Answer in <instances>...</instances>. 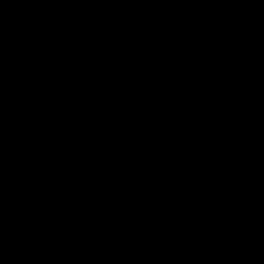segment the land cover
<instances>
[{
    "label": "rangeland",
    "instance_id": "1",
    "mask_svg": "<svg viewBox=\"0 0 264 264\" xmlns=\"http://www.w3.org/2000/svg\"><path fill=\"white\" fill-rule=\"evenodd\" d=\"M207 6L211 10L204 11ZM220 16L226 23L212 25ZM239 21L240 32L235 30ZM0 27V56L22 71L16 109H0V139L13 143L4 150L0 145V189L8 191L3 198L20 204L11 211L0 204V255L20 248L18 238L24 243L13 233V217L26 199L42 206L67 198L89 203L90 187L99 183L98 201L111 200L130 211V200L114 181L43 156L48 146L56 152L60 138L75 134L84 148L91 141L103 146L108 120L120 117L124 103L156 111L173 104L178 114L173 117L189 115L187 89L197 74L210 81L229 76L234 89L246 93L238 101L242 109L225 112L215 127L243 145L231 161V180L242 214L251 215L239 236L222 228L203 236L200 259L264 264V0H0ZM172 28L180 35L166 44L163 35ZM228 33L227 41L216 39ZM233 35L237 38L230 39ZM170 54L177 60L172 80L158 63ZM241 62L258 65L243 72ZM12 83L5 77L0 88ZM155 116L167 131V117ZM183 119L174 137L188 129Z\"/></svg>",
    "mask_w": 264,
    "mask_h": 264
},
{
    "label": "crops",
    "instance_id": "2",
    "mask_svg": "<svg viewBox=\"0 0 264 264\" xmlns=\"http://www.w3.org/2000/svg\"><path fill=\"white\" fill-rule=\"evenodd\" d=\"M208 10L209 6L204 9ZM198 21L203 22L201 18ZM214 21L212 25L226 23L221 16ZM237 29L241 31L240 21ZM171 30L163 35L166 44L180 35L179 30ZM228 36L230 33L216 39ZM176 61L171 54L158 61L167 79L177 76L172 68ZM241 63L243 72L258 65ZM19 68L0 56V83L8 76L13 80L12 86L0 88V109L12 110L18 105ZM190 80L186 106L189 115L182 114L184 119L173 117L177 112L173 104L156 111L124 103L120 106L122 116L108 120L110 130L103 146L95 147L91 141L84 148L79 135L70 139L62 136L65 138H60L56 152L48 146L50 150L43 156L75 164L87 176L114 181L119 194L130 200V211L111 200L98 201L102 189L99 183L90 187L89 203L67 198L42 206L33 199L39 205L31 206L32 201L26 199L22 201L26 205L22 212L13 217V233H19L24 243L18 238L20 248L0 255V264H203L199 247L203 236L219 228L235 236L245 233L251 215L242 214L231 180L235 167L231 161L236 148L243 145L236 146L228 136L230 131L215 127V122L225 112L240 109L243 102L238 101L246 93L234 89L229 76L210 81L194 74ZM175 81L178 79L170 83ZM157 112L167 117V131L155 118ZM181 119L188 129L181 138L174 137ZM0 145L4 150L13 143L0 139ZM7 192L0 189V204L11 211L20 204L3 198Z\"/></svg>",
    "mask_w": 264,
    "mask_h": 264
},
{
    "label": "trees",
    "instance_id": "3",
    "mask_svg": "<svg viewBox=\"0 0 264 264\" xmlns=\"http://www.w3.org/2000/svg\"><path fill=\"white\" fill-rule=\"evenodd\" d=\"M2 15H4V13H3V12H2ZM46 161H48V162H49L50 160H46Z\"/></svg>",
    "mask_w": 264,
    "mask_h": 264
}]
</instances>
